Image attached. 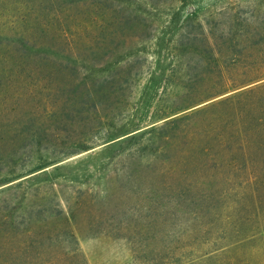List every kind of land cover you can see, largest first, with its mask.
<instances>
[{
  "label": "rangeland",
  "instance_id": "obj_1",
  "mask_svg": "<svg viewBox=\"0 0 264 264\" xmlns=\"http://www.w3.org/2000/svg\"><path fill=\"white\" fill-rule=\"evenodd\" d=\"M89 1L0 0V36L7 42L16 40L9 37L18 31L9 27L26 5L34 19L46 9L53 29L42 40L54 62L41 71L40 92L32 96L9 72L8 50L0 54V116L18 125L17 135L0 129V218L17 228L14 240L0 244V264H153L167 248L183 253L180 264H264V217L244 214L234 225V197L222 196L237 190L239 180L203 176L199 168L193 175V160L185 163L191 175L168 170L182 163L184 132L173 127L201 129L226 106L161 127L259 82L233 90L227 81V92L208 96L218 87L217 69L235 68L241 79L247 58L240 46L224 42L212 50L203 33L217 34L234 15L249 19L262 11V1L159 0L153 7L131 0L148 23L107 15L99 23L100 10L84 11ZM147 30L151 39L142 41ZM33 31L42 32L35 21ZM247 53L264 63V45ZM43 60L41 52L28 53L21 76L43 67ZM55 60L76 68L73 77L57 74ZM16 101L14 117L9 107ZM204 192L216 211L206 221L207 235L191 213ZM261 196L264 208V189ZM179 228L184 236H163ZM152 229L156 237L146 239ZM69 248H77L73 259L64 256Z\"/></svg>",
  "mask_w": 264,
  "mask_h": 264
},
{
  "label": "trees",
  "instance_id": "obj_2",
  "mask_svg": "<svg viewBox=\"0 0 264 264\" xmlns=\"http://www.w3.org/2000/svg\"><path fill=\"white\" fill-rule=\"evenodd\" d=\"M146 1L153 7L159 4V0ZM261 1L263 6L262 11L259 10L258 14L251 15L249 19L234 15L223 27H221L220 31L217 33L218 35L213 32L211 28L208 29L206 34L203 33V40H205L212 50L221 42H224L230 49L240 46L241 52H243L247 58V61H245L242 66L244 67L242 68L244 69L242 73L244 76L241 79L238 78L239 74L238 71H235V68L217 69L214 78L215 84L218 87L208 96L227 92L229 88L226 87L228 86L227 81L231 82L230 86L233 90L259 82L235 91L211 105L200 108L184 117L171 120L161 126L163 127L168 124L175 125L177 122L194 117L207 109L215 108L217 105L223 104L226 106L225 110L222 112L216 111L211 113V117L208 118L209 121H207L201 129L194 127L192 128L193 130L188 131L185 130V125L180 127L179 124L173 127L175 131L179 130L184 132L182 136L183 143L181 146L180 158L182 163L178 167L177 164L172 162L174 165L170 164L168 170L171 172H178L182 169L184 176L188 174L191 175L186 164L188 161L193 160V175L195 174V168H199L198 171L203 172V176L216 178L223 175L227 181L235 182L239 180L237 190L234 188L227 189L223 191L224 193L222 194L226 199H228L229 196L234 197V199H232L233 209L236 213L235 219L233 220L234 225L242 220L244 214L247 218L250 216H258L260 220L264 217V208L259 206V204L262 203L261 193L264 189V63L263 60L260 61L258 58L256 59V57L253 56L254 54L247 53L248 51L252 52L261 44L264 45V0ZM53 5H56V7H54L53 13L51 14L53 17H57L61 13L59 4L53 3ZM16 9L20 10V7ZM99 10V23L102 22V18H105L106 15L122 23L130 22L140 17H142L144 23H148V21L143 18L146 15L144 9L135 8L131 0H93L89 1V5L84 11L86 13L89 12L90 14H88L91 16V14L96 15ZM43 11L46 12V9L43 8ZM44 12L42 13L44 16L42 19H34L31 8L26 5L24 14L15 15V19L9 27V29L18 31L16 34L14 33L11 35L12 37H9L12 39L16 37V40L14 42H7L0 36L2 39V41L0 40V54L5 55L6 50H8L4 59L8 61L10 67L9 72L14 74V78H16L17 81L19 80L21 84L26 87L25 91L28 92V95L32 96H36L40 92L36 91L35 87L37 83L41 82V71L44 67L53 65L50 63H54L48 59L49 54H46L48 47L52 48L51 45L47 41L42 40L46 38L47 33L51 32L53 29L51 23L46 19L48 13ZM1 14L2 10H0V15ZM19 21L23 23L29 22L28 25L30 27L26 29L24 27L21 28L18 25ZM34 21L42 32H31V25ZM1 33L0 31V34ZM151 34L152 32L147 30L145 35L141 37L142 41L151 39ZM32 51L43 53L44 60L42 63L44 66L37 68L36 71L32 67L31 71L34 73L29 72L22 77L21 73L24 71L23 68H28L30 65L27 62V57L28 53ZM55 61L57 63L55 65L59 69L57 74L64 77H73V73L76 72L74 69L76 68H65L62 66L61 62ZM114 75L115 74L110 73L108 78L111 77V79L114 80ZM16 103L17 101L9 107V111L14 113V117L19 115L17 112L18 105ZM1 117L2 115L0 116V129L11 131L13 135H17L15 126L18 125L12 122L14 119L7 120L1 119ZM24 140L25 139L22 141L24 142ZM195 156H199L201 160L194 161ZM231 190H234L233 193H230ZM184 191L197 194L196 192L194 193L191 188H187ZM207 193L209 192H204V194L200 195L202 198L201 203H198L196 207H193L194 210L191 211L193 217L200 220V224L203 225L201 231L206 235L210 231V226L207 227L206 221L211 215H213V217L216 215V211L212 212L211 210L213 199H208L209 194ZM189 201L191 202V200ZM204 204L205 208L201 207ZM3 218L4 217L0 218L1 245L5 242L8 243L14 240L17 233L15 223H13L10 218ZM218 219L219 216L215 217V220ZM37 220L39 221L40 219ZM67 220L68 219H65L66 222ZM6 224L12 226L9 231L5 229ZM184 232L186 231L184 230ZM184 232L182 233L180 228L174 230L169 229L163 232V236L168 237L171 233H178L184 236ZM156 235L157 232L153 229L151 231L146 230V239L147 237L154 239ZM55 236L56 238L59 237L58 234ZM69 237L71 241L76 243L74 235L70 234ZM171 249L172 250L167 248L165 253L159 255L156 259H152L153 264H180L183 253H176V248ZM76 252L77 248H69L64 253V256L68 259H73L76 256ZM48 264H51V262Z\"/></svg>",
  "mask_w": 264,
  "mask_h": 264
}]
</instances>
